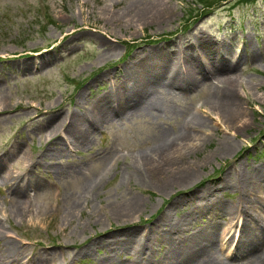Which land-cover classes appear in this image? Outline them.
<instances>
[{
	"label": "rangeland",
	"instance_id": "rangeland-1",
	"mask_svg": "<svg viewBox=\"0 0 264 264\" xmlns=\"http://www.w3.org/2000/svg\"><path fill=\"white\" fill-rule=\"evenodd\" d=\"M145 1L0 0V97H4L0 164L14 177L0 179V231L20 245L23 260L32 257L17 264H89L104 248L94 247L92 255L77 251L93 236L123 225L146 230L175 196L219 185L221 178L233 177L239 163L249 167L264 161V0H164L173 11L162 23L129 19L127 8ZM200 1L212 5L206 9ZM201 38L226 44L227 53L207 59L199 46ZM154 46L180 61L183 54L193 53L215 64L231 63L230 78L243 122L226 125L208 102L223 87L217 82L219 76L202 79L186 91L168 92L159 85L152 97L158 104L154 113L136 111L110 118L92 129L85 145L66 147L62 156L51 160L56 169L45 168L42 161L48 157L41 159L40 167L29 161L39 158L50 144L44 126L48 116L74 112L79 93L86 102L102 94L109 88V78L119 74L134 53ZM24 62L27 70L21 67ZM99 75L104 78L95 80ZM190 116L202 120L192 130L199 143L183 160L194 162L196 172L186 183L162 188L160 172L173 171L169 181L178 178L175 167L180 159L161 151L159 134L165 131L171 136L184 129ZM223 137L233 141L234 149L213 155ZM145 156L161 164L159 173L142 163ZM32 178L38 184L24 195L12 193L11 184L26 187ZM92 181L93 190L84 195ZM217 194L219 200L229 202L239 191L225 186L218 187ZM130 195L142 202L133 220L124 224L111 217L109 208ZM17 199L20 205L14 209ZM169 213L175 217L180 211ZM96 216L101 223L95 222ZM215 224L216 241L223 237L222 247L213 248L218 264H255L256 257L229 254L234 248L226 244L224 228L231 224L235 243L240 221L219 214ZM111 254L112 264L129 263L133 256L127 250ZM39 256L45 262L34 260Z\"/></svg>",
	"mask_w": 264,
	"mask_h": 264
},
{
	"label": "bare ground",
	"instance_id": "bare-ground-1",
	"mask_svg": "<svg viewBox=\"0 0 264 264\" xmlns=\"http://www.w3.org/2000/svg\"><path fill=\"white\" fill-rule=\"evenodd\" d=\"M127 9L132 14L129 19L143 24L162 23L169 19L173 11L164 0H146L129 6ZM184 43H187V40ZM199 46L207 59H209L208 56L212 57L213 54H222V52L227 53L228 50L226 44L219 46V43L210 41L209 38H201ZM110 51L111 49L103 51L100 55ZM181 58L180 61L174 56L169 57L161 46L150 47L143 52L134 53L124 64L122 71L113 78H109L108 90L88 102L82 101V94L79 93L76 102L78 107L74 112L61 115L52 114L47 117L44 126L48 127L46 141L50 144L42 151L39 158L30 157L29 161L36 167H40L41 159L48 157L49 160L42 161L45 168L56 169L58 165L51 160L62 156L66 147L68 149L69 146L85 145L92 129L102 125L103 122L118 115L121 117L132 115L136 111L147 114L154 113L158 104L152 97L159 85L165 87L164 89H167L168 92L186 91L199 85L202 79L219 76V80H216L222 83L223 87L211 95L208 102L222 115L226 125L232 126L238 121L243 122L241 119L242 106L236 98L234 85L230 78L231 63L220 61L215 64V60L201 59L200 55L193 53L183 54ZM21 67L27 70L28 64L24 62ZM184 68H187L188 71L183 72ZM102 78L104 76L99 75L95 80ZM0 101H4L2 95ZM25 107L32 106L26 105ZM201 124L200 117L190 116L184 129L180 128L171 136L165 131L159 134V146L163 147L161 151L169 153L171 157L178 155L180 159L175 167V170L178 169L176 171L178 178L169 181L167 176L174 174L173 171H169V174H167V169L163 173L160 172V180H158L159 178L157 180L164 179L162 188L182 184V182L186 183L194 176L196 164L184 162L183 159L191 149L197 148L199 135L193 131ZM188 125L190 126L188 127ZM58 126H62L61 131ZM172 147H175V150L168 152L167 149ZM233 149V141L223 137L217 143L212 154L225 155ZM141 160L149 169L155 167L157 173L161 171L162 167L159 162H153L146 156L141 157ZM1 166L2 164H0L1 180L9 181L14 178L2 171ZM28 182L26 187L11 184L12 193L19 197L24 195L27 189L38 184L36 178L30 179ZM95 183L92 181L87 184L83 194L93 190ZM225 186L239 191L236 199L229 202L219 200L218 187L222 190ZM141 202V199L135 195L127 196L121 202L110 205V215L121 220L122 223L132 221L131 217L139 211ZM13 205L14 209L19 207V200H15ZM170 209L173 213L179 210L180 214L172 217L169 213ZM219 214L226 215L229 220L240 221L235 243H233V232L230 231L231 224L224 228L223 235L228 236L226 244L233 245L234 248V251L230 250L229 254H248V259L249 256L256 257L255 264H264V161L254 163L249 167L246 164L241 166L239 163L234 169L233 177L221 178L219 185H204L200 191H190L187 194L175 196L146 230H134L135 227L130 228L123 225L116 231L108 233L105 231L102 233L105 234L103 236H93L88 244L80 248L77 253L92 255L91 250L94 247L104 248L101 255L92 256L89 264H112L111 253L117 254L122 250L133 254L129 263L124 264H218L219 260L213 248L222 247L223 237H219L216 241L213 232L216 229V216ZM201 217L205 219H201ZM95 222L101 223V218L96 216ZM233 225H236V221L233 222ZM0 240V264L26 263L28 259H32L30 257L23 260L21 255L23 250L20 245L9 236H3L1 231ZM160 245H162V249L155 250V246ZM36 259L39 262H45V257L39 256L34 260ZM117 262V264H121V260H117Z\"/></svg>",
	"mask_w": 264,
	"mask_h": 264
},
{
	"label": "trees",
	"instance_id": "trees-1",
	"mask_svg": "<svg viewBox=\"0 0 264 264\" xmlns=\"http://www.w3.org/2000/svg\"><path fill=\"white\" fill-rule=\"evenodd\" d=\"M243 1H245V2H246V1H248V0H243ZM200 3H201V6H202V7H204V6H205V7H206V9H208V7L212 5V4H210V3H203V1H200Z\"/></svg>",
	"mask_w": 264,
	"mask_h": 264
}]
</instances>
